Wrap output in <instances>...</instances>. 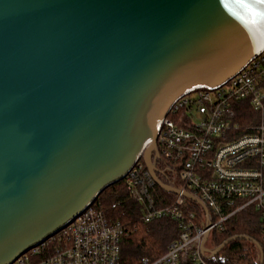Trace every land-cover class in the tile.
<instances>
[{"label":"water","instance_id":"obj_1","mask_svg":"<svg viewBox=\"0 0 264 264\" xmlns=\"http://www.w3.org/2000/svg\"><path fill=\"white\" fill-rule=\"evenodd\" d=\"M262 53L264 0H0V264L51 240L140 160L179 194L158 177L163 120ZM237 239L263 262L249 237L211 255Z\"/></svg>","mask_w":264,"mask_h":264},{"label":"built area","instance_id":"obj_2","mask_svg":"<svg viewBox=\"0 0 264 264\" xmlns=\"http://www.w3.org/2000/svg\"><path fill=\"white\" fill-rule=\"evenodd\" d=\"M157 144L156 166L164 164L158 173L173 174L180 184L168 185L180 191L174 200L159 205L157 185L142 160L123 181L141 208L140 222L175 221L179 237L164 256L144 264H217L203 247L206 234L250 208L259 214L264 245V53L222 87L199 88L179 99L161 124ZM184 193L197 197L207 212ZM129 232L95 203L53 242L13 264H121Z\"/></svg>","mask_w":264,"mask_h":264},{"label":"trees","instance_id":"obj_3","mask_svg":"<svg viewBox=\"0 0 264 264\" xmlns=\"http://www.w3.org/2000/svg\"><path fill=\"white\" fill-rule=\"evenodd\" d=\"M163 166L162 162L157 164L160 170ZM158 177L166 185L180 186L173 180V174L159 172ZM154 194L160 200V206L169 205L175 198L174 195L164 192L157 186ZM188 203L193 207H198L190 201ZM96 205L105 212L110 221L122 222L130 228L128 235L122 239L121 264H144L145 261L153 263L164 256L169 246L178 240L179 228L175 221L164 219L151 224L140 222L141 208L128 194L124 181L102 192L96 200ZM260 226L261 220L258 212L253 208L246 209L226 222L222 229L211 232L213 247L216 250L232 238L249 237L262 247L264 257ZM51 242L53 240L48 243ZM212 260L217 264H264V259L263 262L261 261L258 246L245 239L230 242L220 253L213 256Z\"/></svg>","mask_w":264,"mask_h":264},{"label":"rangeland","instance_id":"obj_4","mask_svg":"<svg viewBox=\"0 0 264 264\" xmlns=\"http://www.w3.org/2000/svg\"><path fill=\"white\" fill-rule=\"evenodd\" d=\"M205 248L208 252H213L215 250L212 243V234H210V237L205 244Z\"/></svg>","mask_w":264,"mask_h":264}]
</instances>
